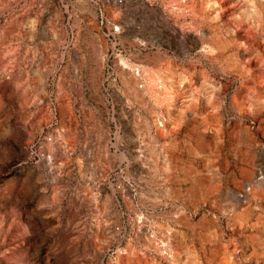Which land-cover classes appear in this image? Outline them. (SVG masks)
<instances>
[{
    "label": "rangeland",
    "instance_id": "374dc122",
    "mask_svg": "<svg viewBox=\"0 0 264 264\" xmlns=\"http://www.w3.org/2000/svg\"><path fill=\"white\" fill-rule=\"evenodd\" d=\"M0 264H264V0H0Z\"/></svg>",
    "mask_w": 264,
    "mask_h": 264
},
{
    "label": "bare ground",
    "instance_id": "6f19581e",
    "mask_svg": "<svg viewBox=\"0 0 264 264\" xmlns=\"http://www.w3.org/2000/svg\"><path fill=\"white\" fill-rule=\"evenodd\" d=\"M11 260V259H10ZM9 261V260H8Z\"/></svg>",
    "mask_w": 264,
    "mask_h": 264
}]
</instances>
